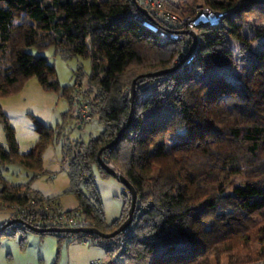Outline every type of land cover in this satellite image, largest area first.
I'll use <instances>...</instances> for the list:
<instances>
[{"label": "trees", "instance_id": "trees-1", "mask_svg": "<svg viewBox=\"0 0 264 264\" xmlns=\"http://www.w3.org/2000/svg\"><path fill=\"white\" fill-rule=\"evenodd\" d=\"M163 2L181 17L196 6L226 14L217 26L197 28L191 64L152 76L175 67L185 50L142 27L133 18L139 10L133 0H0V96L36 76L43 88L68 99L65 124L76 123L73 95L90 99L102 130L86 143L62 146L64 192L75 197L87 224L104 233L126 219L130 205L127 190L119 216L107 223L94 183L95 170L111 176L97 154L122 131L100 156L137 193L133 233L118 264H264V47L244 33L247 15H264V0ZM48 46L65 59L90 58L84 91L81 70L73 85L61 88L54 66L29 50ZM0 121L8 142L7 149L0 145V167L20 164L32 178L42 173V155L64 126L38 124L35 144L22 154L1 105ZM28 189L0 173V201L7 206L24 204ZM7 227L0 241L18 232L23 248L30 231L18 225L7 233ZM55 234L63 239L39 235ZM254 242L261 243L255 251Z\"/></svg>", "mask_w": 264, "mask_h": 264}, {"label": "rangeland", "instance_id": "rangeland-1", "mask_svg": "<svg viewBox=\"0 0 264 264\" xmlns=\"http://www.w3.org/2000/svg\"><path fill=\"white\" fill-rule=\"evenodd\" d=\"M244 24V33L251 37L252 44L264 47V33L256 30L259 28L264 29V15L253 12L246 16ZM252 28H255V30ZM29 50L35 56H44L48 63L54 66L55 79L61 88L73 85L77 80V71L81 70L83 76L80 80L81 85L79 89L84 91L91 69L90 58L75 56L65 59L58 53H55L53 46ZM82 93L80 92L81 95H83ZM0 105L6 115L7 123L14 133L18 150L22 154L27 153L35 144L38 138L36 131L38 124L52 128L64 126L62 135L55 138L42 155V173L32 178V172L29 169L20 164L12 163L5 167H0L2 177L11 184L22 183L27 185L41 196L54 197L65 208L73 207L77 203L75 197L64 192L68 185V176L67 165L61 162L62 146L68 140L88 142L90 138L99 134L102 130V125L95 117L88 124L82 125V127H77L72 120H69L65 124L64 115L70 109L68 99L61 94L60 90L53 91L43 88L36 76L28 78L17 92L1 95ZM0 145L5 149L8 148L4 124L1 121ZM53 174L55 175L54 177L51 176ZM94 183L104 210L105 219L107 223H111L119 216L128 191L115 177H104L98 170L94 171ZM9 218L10 211L0 208V227ZM15 234H18V232ZM31 235L39 234L31 233ZM42 237L47 239L45 247L48 244V247L52 248L54 244L58 245V243L63 244L65 242V239L59 240L57 234L44 235ZM260 244L254 242L251 244L250 249L255 251L260 248ZM262 244H264V241H262ZM32 245L37 247L38 244L34 243ZM85 247L89 249L90 253L98 254L100 252L102 255L105 253L100 246L86 245ZM9 248L17 249L16 239L12 238V236L4 235L0 241V264H13L16 260L18 256L17 252L13 255L14 260H12L11 255H9ZM241 255L244 256L245 252H241ZM122 258L119 261L123 260Z\"/></svg>", "mask_w": 264, "mask_h": 264}, {"label": "built area", "instance_id": "built-area-1", "mask_svg": "<svg viewBox=\"0 0 264 264\" xmlns=\"http://www.w3.org/2000/svg\"><path fill=\"white\" fill-rule=\"evenodd\" d=\"M141 8L147 12L145 16L138 10L133 18L145 29L156 34L161 41H178L182 44L185 52H182L176 61L181 62L192 45L193 38L189 31L196 30L199 26H217L220 24L225 12H217L207 6H196L194 13L187 16H178L165 7L163 0H140ZM197 35V34H196ZM200 44L197 35L196 45L190 55L182 64L192 63L196 49ZM140 86L145 89L146 84ZM75 122L78 125L89 123L92 118V106L90 99L81 94L72 97ZM54 177L55 175H51ZM24 204H12L10 207L0 201V207L10 211V217L19 218L24 223L33 227L46 229L51 227H83L89 226L82 210L77 206L72 209H64L57 200L43 198L32 189L26 192ZM20 223H13L7 227V233L14 231ZM22 226V225H21ZM134 223H130L116 235L105 238L93 233H82L81 237L72 233H58L60 237H68L81 244L90 243L100 246L105 251V258H95L89 264H118L123 255L126 243L133 233Z\"/></svg>", "mask_w": 264, "mask_h": 264}, {"label": "crops", "instance_id": "crops-1", "mask_svg": "<svg viewBox=\"0 0 264 264\" xmlns=\"http://www.w3.org/2000/svg\"><path fill=\"white\" fill-rule=\"evenodd\" d=\"M75 125L80 127V125L77 123H75ZM77 206L78 204L76 203L73 207H62L65 209H72ZM31 233L25 234V245L23 248H21L18 241L20 238V233H14L12 235V238L16 239L17 249L9 248V255H11L12 260H14L13 255L15 252H17L18 255L13 264H54L55 262L56 264H89L90 260L92 259L106 257L105 253L103 255L100 252L98 254L90 253L89 249L85 247L86 245H94L90 243L81 244L78 241L68 237H63V239H65L63 244H54L52 248L48 247L47 244L45 247V242H47V239L43 238L41 235H31ZM34 243L38 244L37 247L32 245Z\"/></svg>", "mask_w": 264, "mask_h": 264}, {"label": "water", "instance_id": "water-1", "mask_svg": "<svg viewBox=\"0 0 264 264\" xmlns=\"http://www.w3.org/2000/svg\"><path fill=\"white\" fill-rule=\"evenodd\" d=\"M133 2L137 5V7L139 8V10L146 16L147 12L141 8V6L137 3L136 0H133ZM189 33L191 34L192 38H193V42L191 47L189 48L188 52L186 53L185 57L181 60V62H179L175 67L170 68V69H166V70H161V71H157V72H153L150 73L149 75L152 76H159V75H163L165 73H168L172 70H174L175 68H177L180 64H182V62L185 60V58H187L190 53L193 51L195 45H196V39H197V35L194 31H189ZM135 84L136 81L133 80L131 83V87H130V101L133 100L134 96H135ZM122 131H120L117 136L115 137V139L112 141V143H110L109 145L104 146L97 154V160L98 163L104 168V170L111 176L115 177L119 182H121L126 189L129 191L130 193V205L128 208V212H127V217L126 219L112 232L110 233H104L100 230H98L95 227L92 226H83V227H51V228H46V229H41V228H36L33 227L27 223H24L21 219L19 218H12L10 220H8L4 225H2L0 227V231L4 230L7 226L13 224V223H20L22 226L26 227L29 231L34 232V233H72V234H76V233H93V234H97L100 235L102 237L105 238H109L112 237L114 235H116L118 232H120L123 228H125L126 226H128L130 223H132L133 219H134V214H135V204H136V198H137V193L134 189V187L131 185V183L128 181V179L123 176L120 172L115 171L113 168H111L110 166H108L107 164H105L103 162V160L101 159V152L105 149H107L109 146L113 145L118 137L120 136Z\"/></svg>", "mask_w": 264, "mask_h": 264}]
</instances>
